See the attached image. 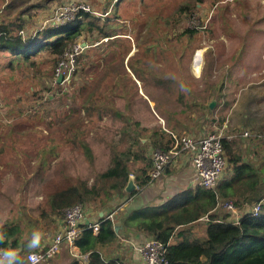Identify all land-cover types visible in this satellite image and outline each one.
<instances>
[{"label":"rangeland","instance_id":"1","mask_svg":"<svg viewBox=\"0 0 264 264\" xmlns=\"http://www.w3.org/2000/svg\"><path fill=\"white\" fill-rule=\"evenodd\" d=\"M67 5L88 9L90 19L116 35L102 37L84 24L81 55L68 78L58 70L61 80L47 50L18 61L0 50L3 229L17 225L21 241L35 230L48 237L62 217L49 207L48 194L66 179L91 185L114 153L127 158L130 169L143 167L155 148L154 131L233 136L244 159L264 158V0H0V15L28 7L25 32L41 37L39 30L74 19L75 12L57 18L55 11ZM185 28L196 32L183 34ZM141 147L144 158L132 162ZM182 166L167 167L164 175L179 174ZM228 169L227 163L221 178ZM117 202L102 210L98 199L84 202L86 218L112 212ZM204 227L191 225L189 237L202 239Z\"/></svg>","mask_w":264,"mask_h":264},{"label":"trees","instance_id":"2","mask_svg":"<svg viewBox=\"0 0 264 264\" xmlns=\"http://www.w3.org/2000/svg\"><path fill=\"white\" fill-rule=\"evenodd\" d=\"M13 6L14 4H10L5 8ZM185 8H181V11ZM28 11V7H23L13 16L0 15V50L11 52L16 61L29 60L32 54L47 50L54 65V78L56 66L64 53L78 42L84 24L91 29L97 28L102 37L116 35L110 30V25L100 26L94 19H90V12L79 11L74 19L64 24L39 30L42 34L40 37L38 34L25 32L26 20L23 16ZM185 14H189L187 17L193 16V9ZM195 32L196 29L185 28L183 34L192 36ZM80 55L81 53L76 55L75 62ZM12 61L10 59L9 64H16ZM31 64L34 63L31 61ZM148 82L149 80L147 84ZM173 134L169 131H154L153 147L168 150L173 143ZM250 142L245 141L244 144L250 145ZM222 144L229 174L217 185L216 190H208L199 185L188 187L168 198L162 205L146 203L123 212L118 217L125 232L140 231L162 243L168 264H264V158L260 161L244 159L241 152L234 147V138L227 140L224 136ZM145 149L141 147L139 153H134L132 162L143 159ZM151 167L152 162L149 159L143 167L130 169L127 158L114 153L111 165L97 174L91 185L80 179H66L48 194L47 203L53 212L60 214L61 210L75 203L83 204L98 199L99 208L102 210L114 198L124 201L148 186L151 183ZM130 176L134 177L137 190L127 192L125 187ZM226 200L237 206L259 202L261 210L257 216L247 212L240 217L238 223L229 222L226 221L229 214L218 206V202ZM204 216L207 217L204 237L189 239L184 234V229ZM17 230L15 224L0 228L5 236L4 243L0 244L17 248L20 243L15 237ZM115 238L114 221L106 215L99 218L96 234L81 225L76 244L82 253L87 254L85 264H121L118 257L104 255V248L111 245ZM173 238H176L174 242ZM20 255L24 264L25 253L21 252ZM70 264L78 263L74 260Z\"/></svg>","mask_w":264,"mask_h":264},{"label":"built area","instance_id":"3","mask_svg":"<svg viewBox=\"0 0 264 264\" xmlns=\"http://www.w3.org/2000/svg\"><path fill=\"white\" fill-rule=\"evenodd\" d=\"M70 9L71 7L67 5L56 10L55 12H58L57 18L64 17L67 13L70 16L72 12H75L74 14L76 15L79 11H89L88 9L79 7L75 10ZM192 23L193 26H196L198 21L193 19ZM81 49L82 45L77 42L64 53L62 60L55 68V70L57 69L55 71V78L61 75L58 70H66V77H69L73 70L75 57ZM65 55H67L66 58ZM68 64L70 65L69 68L65 69ZM241 135L250 136L251 134L248 131H244ZM172 136L173 143L168 150L155 148L151 152L150 160L152 167L149 170L151 182L163 177L167 167H180L183 165L182 169L178 172L179 174H171L172 176L169 177V180L175 184H182L183 180H186L191 182L193 186L199 185L208 190H216L217 185L223 180L221 177L227 167V160L222 144L223 137L214 134H207L197 138L187 135L177 136L173 134ZM225 137L227 140L234 138L233 136ZM218 206H221L229 214L226 221L233 223H238L242 214L249 212L252 216H257L261 210L259 202L237 206L232 201L226 200L218 202ZM241 211L242 214L239 216ZM106 217L113 219V212L106 214ZM205 219L207 221L206 216ZM81 225H85L92 230L93 234H96L99 229V219L95 221L88 220L84 205L81 203H75L64 208L62 210L61 221L49 236L48 242L36 250L39 256V264H49L61 252L62 248H66L70 255L73 256V259L86 262L87 254L82 253L76 244V237L80 232ZM4 247L7 246L0 244V248ZM139 251L146 264H168L165 247L152 237L144 239L139 247ZM28 255L29 253L26 252L24 264H30Z\"/></svg>","mask_w":264,"mask_h":264},{"label":"crops","instance_id":"4","mask_svg":"<svg viewBox=\"0 0 264 264\" xmlns=\"http://www.w3.org/2000/svg\"><path fill=\"white\" fill-rule=\"evenodd\" d=\"M173 173H174L173 170H168V173L164 175V177H161L160 179L151 182L148 186L140 189L138 193L127 198L121 203L117 202V204L118 203L119 204L114 209H112L113 210L112 212L114 213L113 220H114V229L116 231V238L111 245H108L107 247L104 248L105 256H112V257L116 256L118 257L121 264H146L139 251V247L141 246L144 239L147 238L148 236H146L144 233L140 231H135V230H130L128 232H125L122 228V225L120 224V221L118 220V217L121 213L129 211L131 209L139 208L146 203H151L153 205H162L163 203H165V201L168 198L176 195L177 193L181 192L183 189L188 187H193L191 182L182 183V184H173L171 182V185H168L166 183V180H169V177H171L172 176L171 174ZM133 182H134V178H133ZM104 214H106V211L97 212L95 217L96 219L95 218L94 219L97 220L100 217L104 216ZM56 220L59 223L61 219L56 218ZM201 223H203L206 226L205 216L199 219L198 221L194 222L192 225L201 224ZM190 227L191 226H189V228ZM189 228L186 227L184 229V234H186V236L189 239L197 238L195 237L194 234H192V237L191 236L189 237V232H188ZM30 236L31 234H29V236H27V238H25L22 241L18 239L20 243L18 244L17 249L21 248L23 244L26 242V240L30 238ZM46 236H43L41 240L40 248L48 242L50 235L48 237ZM175 240L176 238L175 239L173 238L172 241L174 242ZM22 252L26 253L28 251L24 250ZM54 260L64 261V262L66 261L67 264H70L75 259L72 258L70 259L68 257L67 250L65 248H62L61 252L56 256ZM77 263L85 264L86 262L77 260Z\"/></svg>","mask_w":264,"mask_h":264},{"label":"clouds","instance_id":"5","mask_svg":"<svg viewBox=\"0 0 264 264\" xmlns=\"http://www.w3.org/2000/svg\"><path fill=\"white\" fill-rule=\"evenodd\" d=\"M4 223H6V217H0V228H3ZM42 238L43 233L40 230H35L21 248L17 249L11 246L0 248V264H23L20 253L24 250L29 253L30 264H39L36 249L40 248ZM4 241L5 236L3 232H0V243H4Z\"/></svg>","mask_w":264,"mask_h":264},{"label":"bare ground","instance_id":"6","mask_svg":"<svg viewBox=\"0 0 264 264\" xmlns=\"http://www.w3.org/2000/svg\"><path fill=\"white\" fill-rule=\"evenodd\" d=\"M201 61H202V50H198L195 52L192 62V68L194 69L196 74L199 73Z\"/></svg>","mask_w":264,"mask_h":264},{"label":"water","instance_id":"7","mask_svg":"<svg viewBox=\"0 0 264 264\" xmlns=\"http://www.w3.org/2000/svg\"><path fill=\"white\" fill-rule=\"evenodd\" d=\"M84 44V43H83ZM58 80H61V75L58 77ZM136 188V186H135V184H134V182H133V180L132 179H129L128 180V182H127V185H126V187H125V190L127 191V192H130V191H132L133 189H135ZM66 249V248H65ZM67 250V249H66ZM67 253H68V257L71 259H73V256H71L70 255V253L67 251ZM52 264H67V262L65 261H53V263Z\"/></svg>","mask_w":264,"mask_h":264}]
</instances>
